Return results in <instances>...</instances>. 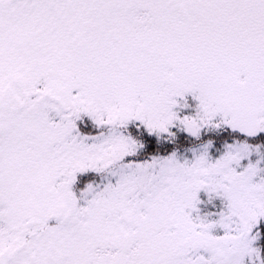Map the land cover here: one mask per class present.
<instances>
[{
  "label": "snow or ice",
  "instance_id": "obj_1",
  "mask_svg": "<svg viewBox=\"0 0 264 264\" xmlns=\"http://www.w3.org/2000/svg\"><path fill=\"white\" fill-rule=\"evenodd\" d=\"M0 264H264V0H0Z\"/></svg>",
  "mask_w": 264,
  "mask_h": 264
}]
</instances>
